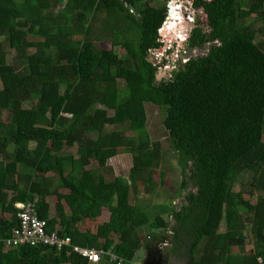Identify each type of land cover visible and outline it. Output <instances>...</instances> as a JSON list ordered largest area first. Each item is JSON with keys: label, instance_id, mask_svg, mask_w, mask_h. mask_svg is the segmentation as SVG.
<instances>
[{"label": "trees", "instance_id": "1", "mask_svg": "<svg viewBox=\"0 0 264 264\" xmlns=\"http://www.w3.org/2000/svg\"><path fill=\"white\" fill-rule=\"evenodd\" d=\"M153 1L0 0V211L9 216L0 217V264H90L70 247L4 250L17 226L14 204L27 201L47 232L116 257L102 256L98 264H135L143 247L139 230L149 221L137 217V205L117 197L120 179L107 181L88 166L94 160L103 169L118 149L133 151L135 192L161 161L160 146L148 142L147 132L126 135L132 121L146 117V104L165 110L162 124L187 190L178 207L166 211L172 219L166 257L185 248L191 264L264 259V0H194L210 31L194 27L188 41L216 42L217 51L190 57L159 80L150 50L161 47L156 41L168 0ZM251 2L261 27L243 24ZM102 39L124 55L101 48ZM121 86L126 95L120 98ZM72 148L75 155L67 152ZM49 173L58 186L45 177ZM242 174H249V190L260 193L255 205L233 189ZM51 196L57 199L53 216ZM104 209L108 220L94 235L78 228ZM161 234L153 232L152 239L162 243ZM250 242L254 249L247 252Z\"/></svg>", "mask_w": 264, "mask_h": 264}, {"label": "rangeland", "instance_id": "2", "mask_svg": "<svg viewBox=\"0 0 264 264\" xmlns=\"http://www.w3.org/2000/svg\"><path fill=\"white\" fill-rule=\"evenodd\" d=\"M175 1V0H172ZM179 1V0H176ZM187 1V0H185ZM202 1H211V0H202ZM154 2H161V0H154L150 5H154ZM251 17L243 21L244 25H252V27L257 28L261 27L263 22L256 19L257 5L255 2H251L248 6ZM199 11L189 12L196 17L192 23H187L184 19V12L181 9H178L175 13H179L181 16L176 22H174L172 29L164 28L163 33L161 32V40H157L156 43L162 44L161 48L155 49L154 53H151L150 59L157 64L158 74L161 77H167L168 74L172 73L174 70L178 69L182 65V60L187 58L189 50L191 51L190 56L192 57H202L206 55L209 51H217L216 42L205 43V44H192L188 41L190 37V31L192 27H199L204 31H210L208 26L207 16L203 13V9H197ZM176 15V18H178ZM172 15V14H171ZM170 15V16H171ZM173 16L175 14L173 13ZM174 18V17H173ZM170 19V17H169ZM184 22V23H182ZM171 33V35L167 34ZM176 36H179L177 38ZM185 40V41H184ZM101 48L103 49H114L117 52L119 57L124 55L122 47L114 44L111 40L102 39L97 41ZM6 44L7 59L11 60L14 52ZM219 52V51H218ZM225 54H222V58H225ZM126 91L121 86L119 90V97H124ZM29 107V105H26ZM146 117L140 121H132L129 126V130L126 133L128 136H138L139 132L145 131L148 134V142L154 143L157 142L160 146L161 161L156 169H152L145 179L144 182L136 183V190L132 192L131 183L129 179V171L132 164V156L134 155L133 151L127 150L125 148H120L117 151V155L108 160L105 168L101 169L98 167L97 163L94 160H90L88 168L94 174H102L107 181H112L114 179H120L124 186L117 189V197L119 199L127 198L131 204L137 205L136 215L139 219H148L149 224L143 228H140V236L143 241V247L138 253L137 261L145 264V261L148 263L151 259L147 255V248H149L155 257L151 260L149 264H191L193 261L191 257L185 255V248L181 250L175 258L166 257V249L169 245L171 238L170 225L172 219H170L166 211L171 207H178L180 202L183 200L186 195V189L182 188L181 183L183 180V175L179 166L177 165L176 152L170 147L167 141V132L163 127V118L165 115V110L163 107H158L152 104L145 105ZM111 115V112H109ZM7 113L4 114L2 120L7 121ZM110 129H117V127H110ZM264 140V138H263ZM75 148L68 150V153L75 155ZM67 170L69 169L66 166ZM47 178L52 180L55 186H58L60 181L54 175V173L46 174ZM249 174H242L236 178L234 182V190L242 191V197L245 201L251 205H255L260 193L256 191H250L249 186ZM247 188V189H246ZM50 206V213L54 214V204L55 197L51 196L48 199ZM65 209L66 206H65ZM0 217L8 218L9 216L0 211ZM109 213L106 209L102 210V214L95 220H83L77 224L78 228L81 231H87L94 235L97 230V227L108 220ZM159 220V223H158ZM224 222L220 226V231H224ZM156 231H161V237L163 242H166L164 246H158L157 241L153 240L151 234ZM160 244H162L160 242ZM202 245L199 246L196 258L200 253ZM254 249V245L250 242L246 251L250 252ZM230 253L235 254L236 249L232 248ZM144 254L146 257L144 258Z\"/></svg>", "mask_w": 264, "mask_h": 264}, {"label": "built area", "instance_id": "3", "mask_svg": "<svg viewBox=\"0 0 264 264\" xmlns=\"http://www.w3.org/2000/svg\"><path fill=\"white\" fill-rule=\"evenodd\" d=\"M193 1L194 0H169L167 4L168 13L171 12V7H173V13H175L178 9H181V11L184 12V19L187 23L190 24L194 20V23H196L197 16H195L194 13L199 10L194 8ZM189 10L194 11L193 15L189 12ZM170 23V20L166 17L162 24H164L167 28ZM161 28L158 30L160 37L162 35L161 32L163 31ZM154 51L155 50H150V55L151 53H154ZM187 61L188 59L184 58L182 60V64H185ZM14 207L17 210V226L12 230L11 235L4 240V250L15 249L23 245H30L44 246L60 252L65 247H70L73 252H76L81 257L86 258L90 264H98L102 256L108 257L111 261L116 260V257L109 254V252L96 250L94 247L81 248L78 246H72L68 237H60L56 231L51 233L47 232V223L44 219H41L38 216L35 205L32 202L27 201L15 203ZM163 245L165 246L166 242H162V244L158 243V246ZM258 262L259 264H264V259L260 257ZM120 263L121 262L119 261V264Z\"/></svg>", "mask_w": 264, "mask_h": 264}, {"label": "crops", "instance_id": "4", "mask_svg": "<svg viewBox=\"0 0 264 264\" xmlns=\"http://www.w3.org/2000/svg\"><path fill=\"white\" fill-rule=\"evenodd\" d=\"M10 61V60H9ZM0 88H1V84H0ZM46 176V175H45ZM55 186V185H54ZM59 191V193L61 194V195H65V197L66 196H68L69 195V192L67 191V190H65V189H59L58 190ZM55 197V196H54ZM50 197H48L46 200H47V202H48V199H49ZM56 197H55V202H52V204H55L56 203ZM49 204H51V202H50V200H49V202H48ZM60 203L61 204H66L65 203V200H64V198L60 201ZM146 257V255L144 254V258ZM147 258V257H146ZM142 262H140V261H136L135 262V264H141ZM149 263H151V260L150 261H148V263L145 261V264H149Z\"/></svg>", "mask_w": 264, "mask_h": 264}, {"label": "clouds", "instance_id": "5", "mask_svg": "<svg viewBox=\"0 0 264 264\" xmlns=\"http://www.w3.org/2000/svg\"><path fill=\"white\" fill-rule=\"evenodd\" d=\"M201 1H202V0H201ZM168 2H169V0L167 1V4H168ZM167 4H166V17H168V19H169V13H168V9H167ZM176 14H179V13H176ZM179 15H180V14H179ZM180 16H181V15H180ZM166 17H165V19H166ZM184 18H185V16H184ZM178 19H179V18H178ZM178 19L176 18V15H175V16H174V20L171 19L170 22H173V21L176 22V20H178ZM186 22H187V21H186ZM182 23H184V22H182ZM207 23H208V22H207ZM161 27L166 28V27L164 26V24H162ZM161 27H160V28H161ZM160 28H159V29H160ZM193 28H194V27H192V29H193ZM192 29H191V30H192ZM190 32H191V31H190ZM158 35H159V33H158ZM178 37H179V36H178ZM178 37H177V38H178ZM188 39H189V38H188ZM158 40H161L160 36H159V39H158ZM184 41H185V40H184ZM159 44H160V43H159ZM161 47H162V44H161ZM161 47H160V48H161ZM190 57H192V56H190ZM190 57H187V59H189ZM182 65H183V64H182Z\"/></svg>", "mask_w": 264, "mask_h": 264}, {"label": "bare ground", "instance_id": "6", "mask_svg": "<svg viewBox=\"0 0 264 264\" xmlns=\"http://www.w3.org/2000/svg\"><path fill=\"white\" fill-rule=\"evenodd\" d=\"M171 9V12L169 13V17H170V19L169 20H174V16H173V7H171L170 8ZM172 14V15H171ZM175 15H178V14H176V13H174ZM171 15V16H170ZM178 18H180V15L178 16ZM177 18V19H178ZM173 24H174V21L173 22H171L169 25H168V28H170V29H172V26H173ZM167 34H169V35H171V33H167ZM177 37V36H176Z\"/></svg>", "mask_w": 264, "mask_h": 264}, {"label": "water", "instance_id": "7", "mask_svg": "<svg viewBox=\"0 0 264 264\" xmlns=\"http://www.w3.org/2000/svg\"><path fill=\"white\" fill-rule=\"evenodd\" d=\"M190 52H191V51L189 50V54L187 55V57H190V54H191ZM156 78H157V80H159V79H160V76L157 75Z\"/></svg>", "mask_w": 264, "mask_h": 264}, {"label": "flooded vegetation", "instance_id": "8", "mask_svg": "<svg viewBox=\"0 0 264 264\" xmlns=\"http://www.w3.org/2000/svg\"><path fill=\"white\" fill-rule=\"evenodd\" d=\"M178 37V36H177ZM179 38V37H178Z\"/></svg>", "mask_w": 264, "mask_h": 264}]
</instances>
